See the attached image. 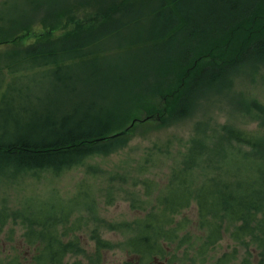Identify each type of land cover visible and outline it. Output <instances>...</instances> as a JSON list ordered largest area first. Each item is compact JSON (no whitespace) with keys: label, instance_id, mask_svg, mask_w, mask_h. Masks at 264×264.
<instances>
[{"label":"trees","instance_id":"trees-1","mask_svg":"<svg viewBox=\"0 0 264 264\" xmlns=\"http://www.w3.org/2000/svg\"><path fill=\"white\" fill-rule=\"evenodd\" d=\"M66 1L3 0L0 45H22L21 41L32 33L28 25L32 13L40 7L47 12L56 11L68 5ZM188 1L161 0L156 7L151 6L147 11L154 18L148 28L140 29L141 18L147 16H142V11L131 10L130 18L123 23L124 30L136 31L134 37L143 46H153L159 40L161 46L171 49V43L176 41L174 32L185 33L188 39L177 42L182 48L177 51L178 61L187 66L182 79L162 95V107L147 109L145 119L135 121L133 126L153 118L165 121L167 115L183 116L192 107L193 92L208 84L224 82L228 68L249 45L255 51L253 59L261 58L264 62V39L260 38L264 34V21L261 22L264 15L254 8L255 0H250L246 7L245 1L205 0V10L198 17L188 11ZM218 2L223 4L222 9L216 6ZM22 7L25 9L20 10ZM83 21L73 20L67 26L89 28L90 22ZM178 22L182 24L177 27ZM53 30L49 28L42 34ZM77 35H64L61 41L29 44L0 54V181L6 176L13 178L43 169L59 173L83 164L89 157L106 155L110 148L127 142L133 126L123 135L106 136L118 130V124L112 127L118 115H125L131 105L138 106V93L130 88L122 104L116 101L113 111L98 106L99 95L92 92L98 85L101 94L102 88L96 83L101 66L97 59H83L89 52L85 50L87 45L94 43L96 36L90 32ZM134 37L126 39L125 44L131 41L128 47L136 46ZM194 42L201 47H192ZM64 58L69 62L61 66ZM76 58L82 60L75 61ZM166 58H172L171 54ZM48 65L55 68L37 72ZM25 69L36 72L40 83L24 80L21 75ZM6 71L12 75L7 85ZM44 81L51 90L41 87ZM47 94L51 96L50 102L45 101ZM248 111L252 120L259 122L256 130L229 125L221 132L213 128L208 131L201 121L196 127L199 133L187 141L183 151L174 149L172 139L143 148L136 165L137 175L132 178L139 187L126 193L130 207L143 213L135 219L130 229L133 234L125 242L136 261L126 260L122 264H149L155 256L167 254V248L174 249L172 260L169 258L167 263H175V253L182 245H189L192 237L188 230L192 220L183 211L193 201L197 209L196 226L204 230V235L195 254L191 253V264L203 263L210 247L219 243L224 234L244 245L252 242L261 251L264 249V105L252 100ZM163 161L170 162L167 172L151 175L153 168L159 169L161 163L163 166ZM98 169L96 165L87 168L93 178ZM108 193L112 198V192ZM87 197L79 188L71 200L58 204L44 202L30 210H9L5 201L0 202V229L9 222L15 224L18 218L22 224L19 242L9 252L0 246V264H105L103 253L111 247L110 242L93 233L95 247L86 254L76 234L85 218L74 213L85 208L94 210ZM9 228L7 234L12 237L14 225ZM21 247L30 253L29 258L23 255L24 249L20 251ZM78 253H85L88 261L83 263L76 258L68 261L69 256ZM229 260L228 254H224L216 264H227Z\"/></svg>","mask_w":264,"mask_h":264},{"label":"rangeland","instance_id":"rangeland-1","mask_svg":"<svg viewBox=\"0 0 264 264\" xmlns=\"http://www.w3.org/2000/svg\"><path fill=\"white\" fill-rule=\"evenodd\" d=\"M2 1L0 0V2ZM235 1H245L246 4L243 7L249 5L250 2V0ZM159 2L161 0H106L104 3L101 0H67L65 3L68 5H62L53 12H47L45 8L40 7L30 16L28 25L32 33L21 41L24 44L0 45V54L9 51V49L20 50V47L23 48L29 44L40 45L47 41H61L65 39L64 35L78 34L77 36H81L82 33L90 32L91 35L96 36V40L90 46L87 45L85 50L89 52L83 59H97L96 62L101 66V71L96 79V83L100 84L99 89L102 88L101 94L97 90L98 85L92 92L99 95L96 96L97 105L103 109L110 107L113 111L116 101L122 104L129 94L130 88L138 93V106L132 107L131 105L129 107L131 109H128L122 117L118 115L112 125L113 127L118 124L116 129L122 130L130 124L131 118L143 119L147 116V109L162 107V95L178 84L182 79L185 67H187L185 63L184 66L179 63L180 54L177 53V51H182L177 42L188 40L185 33L174 32L176 41L174 39V44L171 43V49L168 45L166 49L160 45L159 40L154 44L160 46H154V44L150 47L143 46L134 37V33L137 35L135 30L134 33L124 30L123 23L130 18L131 10L142 11V16L147 15L145 19L141 18L142 23L139 26L140 29L148 28L154 17L147 10L151 6L156 7ZM205 3H207L205 0H189L186 5L188 11L198 17L205 10ZM216 6L222 9L223 4L218 2ZM254 8L260 10V13L264 15V0H255ZM24 9L22 7L20 10ZM28 11L30 12V10ZM73 20H78L80 23H84L83 20H88L90 27L85 30H83V26L81 29L70 28L67 25ZM263 21L264 19H261L262 23ZM181 24L182 22H178L176 25L178 27ZM97 27L98 31L95 30ZM49 28L55 30L48 34L45 33V35L42 34ZM35 34L37 35L34 36ZM131 35L134 37L136 46L131 44L132 46L128 47L131 41L126 44L125 42L126 39L133 38ZM38 37L40 38L38 39ZM260 38L264 39V34ZM194 43L192 47H201L200 44H197L198 42ZM166 50L170 53H165ZM168 54H171L172 58L167 59ZM252 54H255V51L249 45L248 50L240 54L237 62L228 68L224 82L213 86L208 84L201 90L193 92L191 95L192 107L183 116L171 118L170 115H167L165 121L153 118L145 124H135L127 135V142L110 148L106 155L89 157L83 164L64 169L59 173L43 169L36 172L20 173L13 178L6 176V179L0 181V202L5 201L9 210H30L31 207L44 202H57L58 204L59 201L71 200L79 188H82L88 194L87 198L93 202L92 207L94 208L93 211L85 208L74 213V215L81 214V218H85L76 234L86 254L91 253L95 247L94 236L96 235L93 233H96L98 237L108 240L111 244V247L105 249L103 253L105 264H122L126 260L134 263L135 256L128 252L125 242L128 236L133 234L130 229L133 227L135 219L143 213L130 207L126 193L128 195L139 187L132 178L137 175L136 165L143 148H150L155 142L165 143L172 139L174 149L183 151L187 146V141L199 133L196 127L201 121L206 123L208 131L213 128L216 132H221L223 127L229 125L256 130L259 122L252 120L248 107L252 100L264 105V62L261 58L253 59ZM79 60L82 59H75V61ZM68 62L69 59L64 58L61 66ZM52 67L55 68L54 65L40 67L37 69L42 71L37 72L42 73ZM28 70L22 71L23 79L28 78L40 83L36 79L39 75L36 76V72ZM4 76L6 78L4 84L7 85L12 75L6 71ZM139 80L140 83L137 82ZM47 82L41 83L43 85L41 87L45 91L51 90ZM102 83H104L103 86ZM89 92L91 90L87 93ZM44 98L46 102H50L51 96L47 94ZM184 142L185 145H183ZM163 163L159 169L153 168L152 172L154 173L151 175H155V172L159 171L167 172L170 162L163 161ZM89 165H96L99 168L94 178L88 173ZM124 176H127V179H124ZM108 191L112 192V198ZM196 210V204L193 201L189 208L183 211V215H187L192 220L188 227L192 237L188 240L189 245H182L175 253L176 262L172 264H191V253L195 254L197 244L200 243V238L204 235V230L196 226ZM176 219H180V216ZM10 225H14L12 237L7 234ZM21 226V220L18 218L15 224L9 222L0 229V246L3 249L9 252L11 246L19 242L22 233ZM224 235L219 243L210 247L206 260L203 263L198 261L197 264H216L217 259L224 254H228L230 259L227 264H264V249L262 251L258 249V244L250 242V245H244L232 240L227 234ZM23 249L21 247L20 251L23 252ZM24 251L23 255L29 258L30 253L25 249ZM166 251L167 254L155 256L154 261L152 260L149 264H168L169 258L172 260L174 249L167 248ZM75 258L83 263L88 261L85 253L69 256L68 261L72 262Z\"/></svg>","mask_w":264,"mask_h":264},{"label":"water","instance_id":"water-1","mask_svg":"<svg viewBox=\"0 0 264 264\" xmlns=\"http://www.w3.org/2000/svg\"><path fill=\"white\" fill-rule=\"evenodd\" d=\"M134 121H135V119H133L126 128L119 130V131H116L113 134L108 135L107 138H113V137H117V136L125 134L128 131V129L133 125Z\"/></svg>","mask_w":264,"mask_h":264}]
</instances>
